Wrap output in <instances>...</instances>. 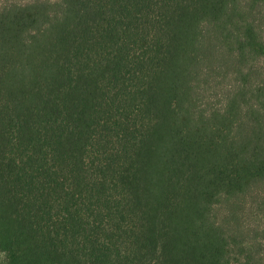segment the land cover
I'll return each mask as SVG.
<instances>
[{
	"label": "trees",
	"instance_id": "trees-1",
	"mask_svg": "<svg viewBox=\"0 0 264 264\" xmlns=\"http://www.w3.org/2000/svg\"><path fill=\"white\" fill-rule=\"evenodd\" d=\"M0 264H264V0L0 3Z\"/></svg>",
	"mask_w": 264,
	"mask_h": 264
},
{
	"label": "rangeland",
	"instance_id": "rangeland-1",
	"mask_svg": "<svg viewBox=\"0 0 264 264\" xmlns=\"http://www.w3.org/2000/svg\"><path fill=\"white\" fill-rule=\"evenodd\" d=\"M6 0H0V3L5 2ZM9 1H15V2H20V3H26V2H30L33 0H9ZM54 1V0H53Z\"/></svg>",
	"mask_w": 264,
	"mask_h": 264
}]
</instances>
